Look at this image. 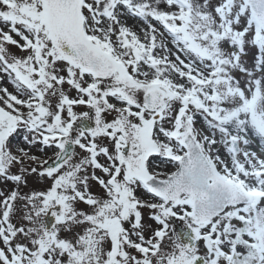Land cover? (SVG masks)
<instances>
[{
	"label": "snow or ice",
	"instance_id": "snow-or-ice-1",
	"mask_svg": "<svg viewBox=\"0 0 264 264\" xmlns=\"http://www.w3.org/2000/svg\"><path fill=\"white\" fill-rule=\"evenodd\" d=\"M0 264H264V0H0Z\"/></svg>",
	"mask_w": 264,
	"mask_h": 264
}]
</instances>
